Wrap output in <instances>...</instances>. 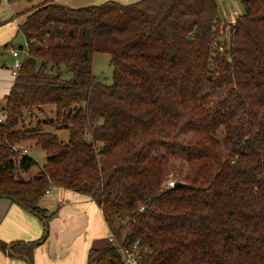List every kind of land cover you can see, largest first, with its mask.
Returning a JSON list of instances; mask_svg holds the SVG:
<instances>
[{
  "label": "trees",
  "instance_id": "16d2710c",
  "mask_svg": "<svg viewBox=\"0 0 264 264\" xmlns=\"http://www.w3.org/2000/svg\"><path fill=\"white\" fill-rule=\"evenodd\" d=\"M240 3L233 22L218 0L28 10L1 109L0 198L48 222L51 187L88 196L119 246L139 242L138 264H264V0ZM97 52L111 83L92 72ZM46 105L55 118L27 128ZM30 140L47 158L29 175ZM38 240L11 251L33 264ZM118 245L95 240L86 264H122Z\"/></svg>",
  "mask_w": 264,
  "mask_h": 264
},
{
  "label": "crops",
  "instance_id": "0c3cea01",
  "mask_svg": "<svg viewBox=\"0 0 264 264\" xmlns=\"http://www.w3.org/2000/svg\"><path fill=\"white\" fill-rule=\"evenodd\" d=\"M42 1L0 0V114L5 96L15 79L12 73L14 60L18 59L21 53L19 50H23L21 44L14 45L13 41L21 35L19 40L26 46L19 26L25 20L28 10ZM56 1L67 6L80 7L106 0ZM116 1L130 3L136 0ZM234 1L218 0L220 17L223 20L233 22L241 12L235 7ZM13 50H17L16 56L12 54ZM51 188H56L54 198L50 197L43 206L41 199L40 206L48 212L56 213L47 222L46 238L33 249V264H86L91 244L108 235L102 211L88 196L69 189ZM43 229V223L37 216L8 198H0V240L7 243L5 252L0 248V264H28L23 258L10 253V243L38 240Z\"/></svg>",
  "mask_w": 264,
  "mask_h": 264
},
{
  "label": "rangeland",
  "instance_id": "374dc122",
  "mask_svg": "<svg viewBox=\"0 0 264 264\" xmlns=\"http://www.w3.org/2000/svg\"><path fill=\"white\" fill-rule=\"evenodd\" d=\"M235 7L238 10H242L240 0H235ZM21 35H18L16 40L13 41L15 44H21L23 46V50H19L21 53L19 54L18 59L22 61L25 57V46L24 42L19 38ZM17 44V45H18ZM92 72L94 75H97L101 81L105 83H111L112 82V65L110 64V56L107 53H101L97 52L93 54L92 59ZM44 112L39 113L37 110H35V116H33L32 123H28V119L26 120V127H35L37 122H44L47 120H53L55 118V109L53 105H46L43 106ZM42 130L53 132L57 135L58 139L67 142L69 138L68 130L67 129H56L54 126H52L50 123H42L40 126ZM27 151L25 152L27 155L32 157L36 165L31 169L30 174L34 173L40 166H42L46 162L47 154L40 148L39 145H37L34 140L27 141L25 143ZM56 191V188H51L49 193H46L41 201V205H45V202H48V199L50 197L54 198V192Z\"/></svg>",
  "mask_w": 264,
  "mask_h": 264
},
{
  "label": "built area",
  "instance_id": "2783aa9c",
  "mask_svg": "<svg viewBox=\"0 0 264 264\" xmlns=\"http://www.w3.org/2000/svg\"><path fill=\"white\" fill-rule=\"evenodd\" d=\"M12 54L14 56H16L17 55V50H13ZM26 54H27V51L25 49V55ZM21 64H22V61H20L19 59L16 58L14 60L13 68H12V73H13L14 76L17 75L18 70L21 67ZM3 120H4V116L1 113L0 114V122H2ZM22 150H23V152L27 151L26 148H23ZM166 185L167 186H174L175 182H174L173 179H169L166 182ZM108 237L113 243L118 245L115 242L114 236L111 233H108ZM138 243H139L138 241H135V242H133V243L127 245V246H119V245L117 246L118 253L120 254V257L122 258V264H138L140 252L143 250V249L141 250L138 247Z\"/></svg>",
  "mask_w": 264,
  "mask_h": 264
},
{
  "label": "water",
  "instance_id": "95a60500",
  "mask_svg": "<svg viewBox=\"0 0 264 264\" xmlns=\"http://www.w3.org/2000/svg\"><path fill=\"white\" fill-rule=\"evenodd\" d=\"M70 31H71V30H70ZM101 147H102V145L100 146V148H101ZM177 184H178V183L176 182L175 185H177ZM38 218L42 221V223H43V227H44V229H43V234H42L40 240L37 241V243H40V242H42V241L46 238V236H47L48 224H47V221H46L43 217H38ZM12 246H13V244H11L10 247H9V251H10L11 254L16 255V256H18V257H20V258H23L26 262H29L28 258H27L25 255H23V254H15V253H12V251H11V247H12Z\"/></svg>",
  "mask_w": 264,
  "mask_h": 264
}]
</instances>
